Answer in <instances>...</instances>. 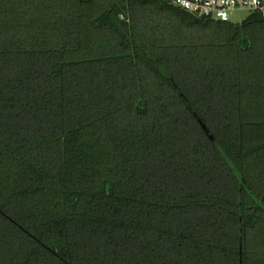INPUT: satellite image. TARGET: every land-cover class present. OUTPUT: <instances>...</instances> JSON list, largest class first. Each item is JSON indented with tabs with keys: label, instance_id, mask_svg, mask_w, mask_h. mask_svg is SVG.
<instances>
[{
	"label": "trees",
	"instance_id": "16d2710c",
	"mask_svg": "<svg viewBox=\"0 0 264 264\" xmlns=\"http://www.w3.org/2000/svg\"><path fill=\"white\" fill-rule=\"evenodd\" d=\"M0 264H264V16L0 0Z\"/></svg>",
	"mask_w": 264,
	"mask_h": 264
},
{
	"label": "built area",
	"instance_id": "2783aa9c",
	"mask_svg": "<svg viewBox=\"0 0 264 264\" xmlns=\"http://www.w3.org/2000/svg\"><path fill=\"white\" fill-rule=\"evenodd\" d=\"M175 6L199 16L230 21L239 10L264 16V0H169Z\"/></svg>",
	"mask_w": 264,
	"mask_h": 264
},
{
	"label": "rangeland",
	"instance_id": "374dc122",
	"mask_svg": "<svg viewBox=\"0 0 264 264\" xmlns=\"http://www.w3.org/2000/svg\"><path fill=\"white\" fill-rule=\"evenodd\" d=\"M251 12L247 11V10H239L236 11L232 16H231V21L234 23H240L242 22L244 19H246Z\"/></svg>",
	"mask_w": 264,
	"mask_h": 264
}]
</instances>
